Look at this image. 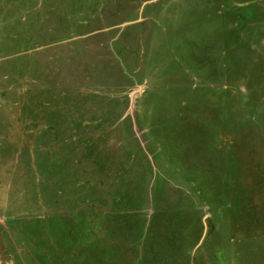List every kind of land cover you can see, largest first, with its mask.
<instances>
[{
    "label": "rangeland",
    "instance_id": "rangeland-1",
    "mask_svg": "<svg viewBox=\"0 0 264 264\" xmlns=\"http://www.w3.org/2000/svg\"><path fill=\"white\" fill-rule=\"evenodd\" d=\"M0 264H264V0H0Z\"/></svg>",
    "mask_w": 264,
    "mask_h": 264
},
{
    "label": "water",
    "instance_id": "water-1",
    "mask_svg": "<svg viewBox=\"0 0 264 264\" xmlns=\"http://www.w3.org/2000/svg\"><path fill=\"white\" fill-rule=\"evenodd\" d=\"M137 93H138V92H134V93H133V97H134L135 95H137Z\"/></svg>",
    "mask_w": 264,
    "mask_h": 264
}]
</instances>
